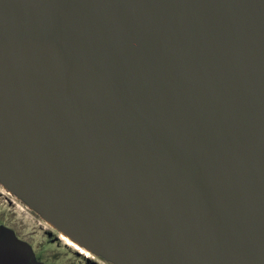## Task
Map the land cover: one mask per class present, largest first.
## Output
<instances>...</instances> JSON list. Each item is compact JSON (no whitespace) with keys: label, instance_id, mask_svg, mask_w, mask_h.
Returning a JSON list of instances; mask_svg holds the SVG:
<instances>
[{"label":"water","instance_id":"1","mask_svg":"<svg viewBox=\"0 0 264 264\" xmlns=\"http://www.w3.org/2000/svg\"><path fill=\"white\" fill-rule=\"evenodd\" d=\"M0 165L127 264H264V0H0Z\"/></svg>","mask_w":264,"mask_h":264},{"label":"rangeland","instance_id":"2","mask_svg":"<svg viewBox=\"0 0 264 264\" xmlns=\"http://www.w3.org/2000/svg\"><path fill=\"white\" fill-rule=\"evenodd\" d=\"M13 195V189L7 186V184L0 178V222L3 225H10L8 223V221L10 222V220L8 219H11V217L8 214H11L13 210L17 212L16 215L18 219H14V223L12 225L16 224L18 227H20V229L23 231L24 237L27 239L26 241L31 242L32 244L33 249L29 250L31 254L28 255L30 263L37 264V262H39V257L35 256L34 252H38L40 255L44 252L47 253L51 250H54L51 255L45 257L48 258V260L44 263L127 264L123 260L111 257L108 253H105L104 251L98 249L92 243H85L79 238L78 239L80 241H75L72 237H70L72 238L73 243L79 242L78 244L75 243V245L78 246L79 249L74 248L72 245L70 246V244L68 243V239L60 240L58 238V232L62 233L64 237L68 236L66 235L68 234L66 232V229H62V227H52L54 225L50 217L46 216L43 212L37 210L30 204L29 206L33 208V211L25 210L26 208L24 209V207H22V204H20V206L16 205V207H13L12 202L10 201V198H14L16 200ZM16 201L18 203H21L19 200ZM8 264L11 263H9L8 261Z\"/></svg>","mask_w":264,"mask_h":264},{"label":"flooded vegetation","instance_id":"3","mask_svg":"<svg viewBox=\"0 0 264 264\" xmlns=\"http://www.w3.org/2000/svg\"><path fill=\"white\" fill-rule=\"evenodd\" d=\"M13 197L21 202L18 203L14 198L9 197L13 207H16V205L20 206V204H22V207H24V209L26 208L25 210L33 211V208L29 206V203L16 192H14ZM16 214L17 212L15 210H13L11 214H8L11 217V219H8L10 220V222L8 221L10 225H3L0 222V264H8V261L11 264H34L29 262L28 257V255L31 254L29 250L33 249L31 242L26 241L27 239L24 237L23 231L20 229V227H18L16 224L12 225L14 223V219H18ZM53 225L54 226L52 227H59L54 222ZM63 237L64 235L58 232V238L60 240L68 239L70 246L72 245L74 248L79 249V247L76 246L71 239H69L67 236L64 238ZM53 252L54 250H51L50 252H44L40 255L38 252H34L35 256L39 257V262H37V264H47L44 263L48 260V258L45 257H48Z\"/></svg>","mask_w":264,"mask_h":264},{"label":"bare ground","instance_id":"4","mask_svg":"<svg viewBox=\"0 0 264 264\" xmlns=\"http://www.w3.org/2000/svg\"><path fill=\"white\" fill-rule=\"evenodd\" d=\"M0 173L7 179V181H9L10 185L12 183V185L16 188H18L19 190L22 191V193H24L26 196H28L31 200H33L39 208L43 209L46 213H48L49 215H51L52 221L54 223H56L59 227H65L66 232L68 234L67 237L70 238L72 237L75 241H77L78 239H76L77 235L78 237L82 238V239H86L91 241L90 239H88L86 237V235L81 232L77 227H75L73 224H71L69 221L65 220L63 217H61L60 215L57 214V212L53 211L50 207H48L43 201H41L40 199H38L37 197H35L30 191H28L25 187H23L20 183H18L14 177L12 175H10L1 165H0ZM11 185V186H12ZM72 238H70L72 240ZM74 241V242H75ZM79 241V240H78ZM92 242V241H91ZM77 243V242H75ZM79 243V242H78ZM77 243V244H78ZM93 243V242H92ZM94 244V243H93ZM80 245V244H79ZM98 245V244H97ZM99 246V245H98ZM109 255L111 257H114L116 259H121L120 257H118L116 254H114L113 252L109 251L108 252Z\"/></svg>","mask_w":264,"mask_h":264}]
</instances>
